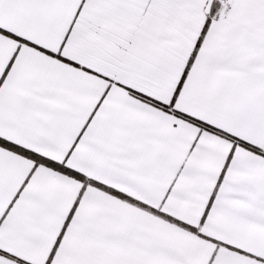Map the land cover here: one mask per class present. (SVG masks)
Listing matches in <instances>:
<instances>
[{"label": "snow or ice", "instance_id": "1", "mask_svg": "<svg viewBox=\"0 0 264 264\" xmlns=\"http://www.w3.org/2000/svg\"><path fill=\"white\" fill-rule=\"evenodd\" d=\"M0 264H264V0H0Z\"/></svg>", "mask_w": 264, "mask_h": 264}]
</instances>
